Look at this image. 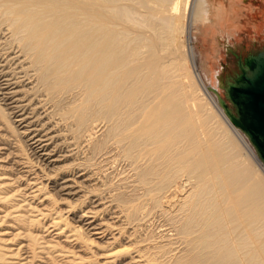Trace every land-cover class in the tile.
<instances>
[{
    "label": "bare ground",
    "instance_id": "6f19581e",
    "mask_svg": "<svg viewBox=\"0 0 264 264\" xmlns=\"http://www.w3.org/2000/svg\"><path fill=\"white\" fill-rule=\"evenodd\" d=\"M244 2L0 0V264H264L235 60L196 47L260 34Z\"/></svg>",
    "mask_w": 264,
    "mask_h": 264
},
{
    "label": "water",
    "instance_id": "95a60500",
    "mask_svg": "<svg viewBox=\"0 0 264 264\" xmlns=\"http://www.w3.org/2000/svg\"><path fill=\"white\" fill-rule=\"evenodd\" d=\"M236 56L238 71L227 76L225 85L236 113L224 99L221 104L232 122L249 136L264 162V52H252L244 58Z\"/></svg>",
    "mask_w": 264,
    "mask_h": 264
},
{
    "label": "rangeland",
    "instance_id": "374dc122",
    "mask_svg": "<svg viewBox=\"0 0 264 264\" xmlns=\"http://www.w3.org/2000/svg\"><path fill=\"white\" fill-rule=\"evenodd\" d=\"M260 1L261 0H245L244 4H251L252 3L253 8L256 9V11H259L260 10ZM249 13L252 14V13H254V11L253 12H249ZM241 18L242 19L244 18V20L246 19L245 15L242 16ZM256 20H257V22H261V21L264 22V15L262 16L261 14H258ZM221 29L223 31H222L221 35L218 36V39L221 42V44H223V45L215 46L217 51H214V49H213L212 40L210 39V38H212V36L210 34H207L204 42H201V39H199L200 42L198 41L196 47L199 45L202 48V44H203L205 46L204 47L205 49H208L209 51H212L213 52L212 54L216 55V57L213 58V59L217 61V66L220 65L217 68L218 72L216 73V75L220 74L223 71L224 64L228 65V62H230V60H232V59L235 60L234 65H230L229 64L228 65L229 69L226 71V73L228 75H231L233 71L237 70V67H238L237 60H238V58H237L236 55L232 56V54H229L228 48L224 47V45L229 43L230 47H232L233 41L237 42V43L241 42V44H242L241 50H238V53H241V54L245 55V54H247L248 51L256 50L257 47H256L255 43L259 44L258 40H260V41L264 40V29H263V31L260 34H257V33L254 32V30L251 27H249V28H247V29H245L243 31H239L237 34L231 35L230 39H229V35H228L227 30L225 28H223V27H221ZM196 33L199 34L198 32H196V29H193L192 36L196 35ZM215 34H218V30L215 32ZM227 37H228V40H226ZM256 38L258 40H255ZM225 40H226L227 43L225 42ZM233 68H234V70H232Z\"/></svg>",
    "mask_w": 264,
    "mask_h": 264
}]
</instances>
